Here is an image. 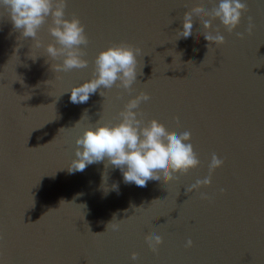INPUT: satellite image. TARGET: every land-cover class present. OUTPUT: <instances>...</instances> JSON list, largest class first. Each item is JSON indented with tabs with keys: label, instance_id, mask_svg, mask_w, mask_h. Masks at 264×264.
<instances>
[{
	"label": "water",
	"instance_id": "obj_1",
	"mask_svg": "<svg viewBox=\"0 0 264 264\" xmlns=\"http://www.w3.org/2000/svg\"><path fill=\"white\" fill-rule=\"evenodd\" d=\"M200 2L67 0L66 18L78 16L89 37L88 66L58 74L52 64L61 61L0 14V264H264V0H241L249 8L241 24L231 34L221 27L226 43L209 50L195 16L193 34L177 39L183 13ZM249 16L255 27L240 39ZM50 23L38 30L43 45L55 43ZM120 41L144 54L133 90L113 86L71 103V87L91 78L99 51ZM140 91L151 97L140 105L146 120L191 132L200 166L146 187L126 184L107 159L69 172L76 137L118 123ZM213 153L224 164L211 185L187 192L208 176ZM113 218L119 230H106ZM146 234L163 238L158 253Z\"/></svg>",
	"mask_w": 264,
	"mask_h": 264
},
{
	"label": "clouds",
	"instance_id": "obj_2",
	"mask_svg": "<svg viewBox=\"0 0 264 264\" xmlns=\"http://www.w3.org/2000/svg\"><path fill=\"white\" fill-rule=\"evenodd\" d=\"M209 2L212 4L211 8L206 7L201 0L183 13L182 29L176 30L177 39L188 38L193 34V16H195L206 30L202 34L209 42L208 50L212 44L223 45L226 39L221 33V27L229 34L233 33L241 24L243 15L249 11L247 2H241V0H218V3L216 0H209ZM66 7L67 0H0V14H6L10 18L13 28L19 30L23 38H32L36 47L43 46L52 61H61L52 64L57 74L88 66V60L84 59L85 49L89 44L85 25L75 14H72L70 19L66 18ZM49 18L51 23L48 31L55 43L43 45L38 38V30L48 22ZM216 20L220 23L214 27L213 22ZM254 27L253 17L249 16L245 31L235 34L238 38L244 39L245 33L251 35ZM141 55H144L141 47L127 41L113 43L99 51L95 57L91 78L71 87V103H87L90 96L98 90L100 95L104 96V91L112 89L113 86L131 92L132 85L137 81L139 63L137 57ZM32 58L35 59L33 56ZM140 75H143L142 71ZM27 98L28 96L23 100ZM150 98L148 92L140 91L124 104L118 114L120 118L118 123H97L95 127L85 128L82 135L75 139V157L67 165L69 172H83L87 166L107 159L108 164L120 169L126 184L134 183L138 187H146L148 181H163L166 184L173 179H179L176 173L184 175L200 166L198 154L193 144L189 142L192 136L190 131L177 133L169 130L164 123L155 118L145 119L140 105L142 102L149 101ZM177 123L179 126V122ZM55 139L47 144H51ZM223 164L224 160L213 153L208 164V176L197 179L186 191L191 192L199 190L202 186H210L212 173ZM112 187L118 190V185L114 184ZM220 191L223 192L224 189ZM200 197L209 199L208 194L203 192L200 193ZM32 201L34 206L33 198ZM62 203L69 202L61 200L60 206ZM59 208L49 209L48 212ZM141 208L143 207L136 210ZM115 221L117 220L113 218L106 225V230L109 228L113 231L119 230L120 224ZM88 230L92 232L89 226ZM92 233L99 235L102 232ZM145 240L152 252L158 253L163 238L157 234H146ZM192 246L193 241L188 239L185 247ZM137 255L136 252H132L131 258L136 260Z\"/></svg>",
	"mask_w": 264,
	"mask_h": 264
}]
</instances>
